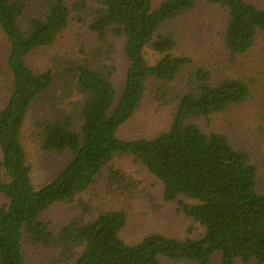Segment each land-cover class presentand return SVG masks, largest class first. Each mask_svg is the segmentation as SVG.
<instances>
[{
  "label": "trees",
  "instance_id": "16d2710c",
  "mask_svg": "<svg viewBox=\"0 0 264 264\" xmlns=\"http://www.w3.org/2000/svg\"><path fill=\"white\" fill-rule=\"evenodd\" d=\"M198 0H167L154 7L153 0H100L101 8L90 29L102 39L107 33L124 41L127 70L118 91L106 67L85 65L78 69L83 102L76 116L50 121L44 128L45 151L70 155L65 168L48 184L36 187L22 143L25 119L34 101L53 85L50 70L34 71L26 62L30 53L52 45L67 27L70 9L65 0H44L39 16L30 17L27 28L20 20L28 0H0V27L9 43L11 96L0 109V264H26L23 241L63 249L73 264H161L175 262L220 264L237 260L264 264V194L257 190L258 171L247 152L234 148L227 136L207 134L194 123L247 102L248 83L238 79L213 81L210 72L195 73V86L179 95L172 122L151 139L122 140L117 132L142 103L148 84L174 82L190 65L187 57L173 55L172 34H160L162 24L191 10ZM228 12L224 41L232 55L247 52L258 30L264 33V9L246 0H205ZM150 47L160 55L151 65ZM78 118L79 129H76ZM118 154L130 155L164 186L166 202L179 201L185 215L205 228L199 239H176L149 234L127 243L121 233L128 225L124 211L99 214L93 221L77 220L55 234L41 221L51 206L72 201L88 189L101 170ZM182 197L195 201L186 204Z\"/></svg>",
  "mask_w": 264,
  "mask_h": 264
},
{
  "label": "rangeland",
  "instance_id": "374dc122",
  "mask_svg": "<svg viewBox=\"0 0 264 264\" xmlns=\"http://www.w3.org/2000/svg\"><path fill=\"white\" fill-rule=\"evenodd\" d=\"M167 0H153L156 8ZM264 9V0H246ZM70 9L67 27L56 41L47 47L30 53L27 64L36 72L50 70L53 85L32 104L22 129V143L32 169L36 187L51 182L70 161V155H58L45 151L44 128L64 116H76L83 102V93L77 83L81 66L107 68L120 96L127 70L124 41L107 33L102 39L90 29V24L101 8L100 0H65ZM45 6L44 0H28V7L20 20L25 30L30 17L39 16ZM228 24L225 8L198 0L195 6L161 25L160 34H172L177 42L173 55L187 57L190 65L177 79L169 84L152 80L144 99L133 117L117 132L118 138L132 141L151 139L168 130L178 106L179 95L190 92L195 83V73L200 69L210 72L213 81L224 79L242 80L250 86L251 98L227 110L194 120L207 134L228 137L235 149L247 152L251 163L257 167L259 193L264 194V33L257 31L253 46L245 53L232 55L224 35ZM9 43L0 27V109L11 96L12 75L7 59ZM160 55L150 47L146 49L148 64H155ZM195 84V85H194ZM76 129L80 122L76 118ZM164 186L143 165L130 155L118 154L104 167L94 183L77 194L72 201L51 206L41 216V221L57 234L71 221H93L99 214L124 211L128 225L121 233L127 243H137L149 234H162L176 239H199L205 228L182 211L179 201L163 199ZM181 202L195 204L182 197ZM7 200L0 194V206ZM26 264H73V259L63 255V249L35 242L29 237L23 241ZM213 264L221 263L216 253ZM161 264H196L189 261L175 262L161 259ZM235 264H258L256 260Z\"/></svg>",
  "mask_w": 264,
  "mask_h": 264
}]
</instances>
